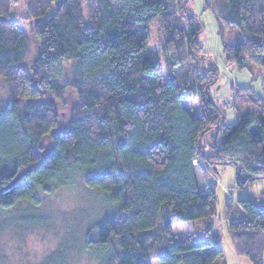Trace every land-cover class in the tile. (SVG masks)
Returning <instances> with one entry per match:
<instances>
[{"label":"trees","instance_id":"obj_1","mask_svg":"<svg viewBox=\"0 0 264 264\" xmlns=\"http://www.w3.org/2000/svg\"><path fill=\"white\" fill-rule=\"evenodd\" d=\"M22 3L23 19L14 12ZM187 3L0 0V82L9 97L0 109V212L21 203L37 209L41 194L80 181L103 199V221L87 242L103 264H153L156 248L158 264H216L224 257L212 228L199 241L178 242L174 227L217 216L218 184L210 177L220 167L236 169L241 189L264 180V110L226 124L210 96L216 63L204 56L211 65L202 75L191 66L200 59L204 27ZM206 10L222 30H238L239 41L224 46L227 63L264 68V0H206ZM20 22L31 25L35 39L30 73L32 45ZM157 22L164 65L149 52ZM68 91L77 103L63 128L46 99L64 100ZM187 101H199L200 116L185 108ZM46 138L51 145L43 154ZM262 201L226 202L233 247L251 264H264V194Z\"/></svg>","mask_w":264,"mask_h":264},{"label":"rangeland","instance_id":"obj_2","mask_svg":"<svg viewBox=\"0 0 264 264\" xmlns=\"http://www.w3.org/2000/svg\"><path fill=\"white\" fill-rule=\"evenodd\" d=\"M186 6L187 12L196 18L195 22L204 27L199 37L201 60L191 63V66L202 75L204 68L208 69L211 65L205 57L216 63L219 69L218 83L210 87V96L225 112L226 124L235 126L246 119L261 115L264 110V68L248 64V68L241 71L235 65L228 64L224 55L225 45H234L239 41L238 30H222L223 27L214 14L206 10V0H188ZM14 12L18 18L23 19L26 15L23 3ZM19 27L29 36L32 45L25 65L30 73L36 53L35 39L31 33V25L20 22ZM150 28L149 52L164 65L163 26L157 22ZM65 79L69 82L75 79L71 64L65 66ZM240 89L245 92H238L236 97L235 93ZM46 102L55 107L61 118V126L66 127L70 121L71 110L77 103L76 94L68 91L64 100L49 96ZM8 104V93L3 82H0V109L3 111ZM184 106L192 115H201L199 101H187ZM211 132L204 138V146L209 144L213 136ZM50 145L48 138L43 140V154L49 153ZM210 179L218 184L217 216L175 226L176 240L196 242L203 239L206 231L212 228L220 237L224 252V257L216 264H251L249 259L237 255L233 247L229 221L226 219V202L230 200L231 205H237L240 201H251L261 206L264 180L241 189L237 185V171L233 166L220 167V173ZM205 183L203 175L200 179L202 192L206 190ZM40 199L37 209L21 203L10 211L0 212V264H103V261L97 259L101 253L99 249L91 254L87 250L88 240L96 239V234L91 231L100 225L105 215L102 197L86 191L84 184L78 181L71 187L48 195L41 194ZM161 251V248L154 251L153 264H158Z\"/></svg>","mask_w":264,"mask_h":264}]
</instances>
